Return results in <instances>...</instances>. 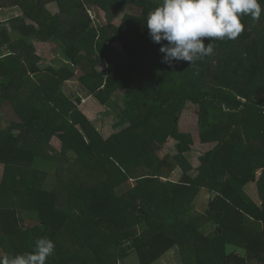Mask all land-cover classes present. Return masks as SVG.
Instances as JSON below:
<instances>
[{
  "label": "trees",
  "instance_id": "obj_1",
  "mask_svg": "<svg viewBox=\"0 0 264 264\" xmlns=\"http://www.w3.org/2000/svg\"><path fill=\"white\" fill-rule=\"evenodd\" d=\"M160 4L0 0V15L16 12L0 20V108L17 116L7 128L0 118L3 256L47 238L46 264H123L131 252L154 264L174 249L183 264H264V12L243 16L234 40L206 38L211 55L170 65L146 25ZM91 10L115 11L121 23L97 25ZM37 43L52 45L61 65H42ZM72 81L115 109L116 133L104 138L67 92ZM189 105L200 142L214 144L196 168L193 136L178 128ZM156 142L175 151L155 163ZM203 191L206 214L196 210Z\"/></svg>",
  "mask_w": 264,
  "mask_h": 264
},
{
  "label": "clouds",
  "instance_id": "obj_2",
  "mask_svg": "<svg viewBox=\"0 0 264 264\" xmlns=\"http://www.w3.org/2000/svg\"><path fill=\"white\" fill-rule=\"evenodd\" d=\"M264 0H162L148 13L147 29L153 43L161 44L163 62L194 63L213 53V39H236L245 29L242 17L259 19ZM211 40L207 45L205 39ZM166 41V43H164ZM55 244L36 241L33 252L0 257V264H46Z\"/></svg>",
  "mask_w": 264,
  "mask_h": 264
},
{
  "label": "rangeland",
  "instance_id": "obj_3",
  "mask_svg": "<svg viewBox=\"0 0 264 264\" xmlns=\"http://www.w3.org/2000/svg\"><path fill=\"white\" fill-rule=\"evenodd\" d=\"M52 8V7H50ZM53 9V8H52ZM16 12L14 11H8L6 12V15H0V20H4L8 18L9 15H13ZM90 15L95 20V24L102 25L106 23H113L116 25H120L121 19L120 16H118L117 12L110 10L109 12L105 13L104 11H90ZM115 48L122 54L123 57H128L127 51L118 43L114 44ZM51 47L52 45L48 44H42L37 43L36 49L37 53L42 56L43 61L42 65L45 67L49 64H53L55 66H60L61 61L52 56L51 54ZM105 67H107L106 62H102L98 66V70H103ZM73 92L81 97V110H84L87 114H89L92 117V120L94 119L95 125L100 130L104 138H108L113 133L117 132V128L115 126V123L117 122V117L115 115V109L108 110L106 107H101L97 102H95L94 98L91 96H88L86 94V91L82 88L79 82L72 81L69 82L67 85V92ZM123 93L120 92V94ZM108 110V112H107ZM0 118L3 120V127L7 128L10 121L17 120V116L15 114H12L9 112L8 108H0ZM198 111L197 108L194 106L189 105L187 109L181 114L178 122V128L181 133H189L192 134L194 139L193 144V152L190 153L189 160L192 163L193 167L196 168L199 166L200 161L199 157L208 152L211 148H213L214 144H202L199 139V128H198ZM52 145L54 148L58 149L60 148V141L57 139H54L52 141ZM157 158L155 160V163L158 162V160L161 157H164L166 154L172 153L174 150V144L169 145H163L160 142H156L154 145ZM181 177L180 170H176L174 174L171 176V179L173 181H178ZM247 192L248 194L255 200L259 201V196L257 189L255 185L247 186ZM209 193L206 191L201 192L197 197V211L201 214H206L207 209L210 205V198L211 196L208 195ZM205 220V219H204ZM207 224L212 225L209 217L206 218ZM27 225H34L35 221L28 220ZM218 228V227H217ZM230 250H234L233 247H229ZM3 256L2 251L0 250V257ZM123 264H139L137 254L134 252H131L130 255L125 259V262ZM154 264H183L181 261V258L179 256V252L177 249L171 250L164 255L163 258L159 259Z\"/></svg>",
  "mask_w": 264,
  "mask_h": 264
},
{
  "label": "water",
  "instance_id": "obj_4",
  "mask_svg": "<svg viewBox=\"0 0 264 264\" xmlns=\"http://www.w3.org/2000/svg\"><path fill=\"white\" fill-rule=\"evenodd\" d=\"M217 230L221 232V230H220V228H219V227L217 228Z\"/></svg>",
  "mask_w": 264,
  "mask_h": 264
},
{
  "label": "crops",
  "instance_id": "obj_5",
  "mask_svg": "<svg viewBox=\"0 0 264 264\" xmlns=\"http://www.w3.org/2000/svg\"><path fill=\"white\" fill-rule=\"evenodd\" d=\"M209 195V194H208ZM197 202V201H196ZM196 210H197V206H196ZM200 213V212H199Z\"/></svg>",
  "mask_w": 264,
  "mask_h": 264
}]
</instances>
